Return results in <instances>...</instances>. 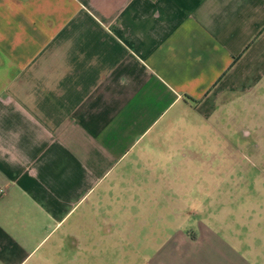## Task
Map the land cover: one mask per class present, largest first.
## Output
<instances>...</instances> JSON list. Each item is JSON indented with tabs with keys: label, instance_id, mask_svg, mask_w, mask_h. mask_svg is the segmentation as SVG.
Listing matches in <instances>:
<instances>
[{
	"label": "crops",
	"instance_id": "obj_1",
	"mask_svg": "<svg viewBox=\"0 0 264 264\" xmlns=\"http://www.w3.org/2000/svg\"><path fill=\"white\" fill-rule=\"evenodd\" d=\"M262 94L264 0H0V264H115L130 227L129 264L138 240L146 264H264V198L223 221L178 207L171 233L120 218L171 148L215 145L214 119Z\"/></svg>",
	"mask_w": 264,
	"mask_h": 264
},
{
	"label": "rangeland",
	"instance_id": "obj_2",
	"mask_svg": "<svg viewBox=\"0 0 264 264\" xmlns=\"http://www.w3.org/2000/svg\"><path fill=\"white\" fill-rule=\"evenodd\" d=\"M248 101L251 103L250 111L241 112V99H237L233 100L229 107L223 111L224 123H217L214 119L215 129L209 131L208 138L211 136L216 144L196 148L201 154L194 151L193 148L186 147L184 153L188 158L184 159V163H180L177 160L182 158V152L173 156L179 150L171 148L170 163L163 164L161 169L155 166L154 179L153 181L148 180V183L151 182V186H148L147 193L143 192L146 195H138V210H123L120 213V218L123 221H129L131 217L136 218L137 221L149 217L164 219L166 222L169 221L171 227L165 228L167 232L171 233L173 228H176L178 207L184 209L186 220L197 223L208 217V213L211 212L209 207L212 206V210L217 209L213 212L218 214L220 221H223L228 218L227 210L240 207L246 196H249L251 201H259L264 198L262 196L264 195V163L256 158L264 155V94L256 95ZM225 118L228 119V123H225ZM244 124H247L251 133L249 139L242 135ZM225 139L233 141L235 146L225 142ZM258 144L260 146H257ZM205 152L208 153L205 154ZM194 153L200 155V158L207 157L208 160L205 158L201 160V163H198L194 161ZM248 156L252 158L250 163L246 159ZM179 169L181 170L179 171ZM144 183L145 180L137 179L135 181L137 188H140ZM129 187L130 180H126V185L123 184L122 188ZM121 198L125 204L124 199L128 196L123 194ZM195 202L200 205L202 211L196 209ZM215 222L219 224L218 221L215 220ZM132 228H123L126 238L122 242L115 243L120 247L121 252L115 254L114 260L106 259L107 261H114L115 264H129L131 246L129 240ZM187 228L188 226L185 227L186 231ZM136 229L140 230L139 238L147 235L146 228L141 223H138ZM144 241L139 242L138 240L137 242V264H146L153 255V244L150 245ZM133 252H135V244H132V255ZM88 258H90V264H104L103 255L98 253L94 256L90 255Z\"/></svg>",
	"mask_w": 264,
	"mask_h": 264
},
{
	"label": "built area",
	"instance_id": "obj_3",
	"mask_svg": "<svg viewBox=\"0 0 264 264\" xmlns=\"http://www.w3.org/2000/svg\"><path fill=\"white\" fill-rule=\"evenodd\" d=\"M4 192H5V189L0 187V195H2Z\"/></svg>",
	"mask_w": 264,
	"mask_h": 264
}]
</instances>
